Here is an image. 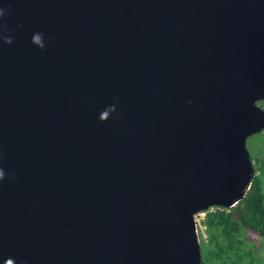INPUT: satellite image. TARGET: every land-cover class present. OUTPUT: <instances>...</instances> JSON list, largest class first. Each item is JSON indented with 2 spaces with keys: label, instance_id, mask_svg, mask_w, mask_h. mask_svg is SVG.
<instances>
[{
  "label": "water",
  "instance_id": "obj_1",
  "mask_svg": "<svg viewBox=\"0 0 264 264\" xmlns=\"http://www.w3.org/2000/svg\"><path fill=\"white\" fill-rule=\"evenodd\" d=\"M0 13V264H201L193 216L233 207L254 174L264 0Z\"/></svg>",
  "mask_w": 264,
  "mask_h": 264
},
{
  "label": "trees",
  "instance_id": "obj_2",
  "mask_svg": "<svg viewBox=\"0 0 264 264\" xmlns=\"http://www.w3.org/2000/svg\"><path fill=\"white\" fill-rule=\"evenodd\" d=\"M250 160L257 163V174L243 197L233 207L204 211L201 264H264V152L252 154ZM248 235L257 237L258 245L247 244Z\"/></svg>",
  "mask_w": 264,
  "mask_h": 264
},
{
  "label": "rangeland",
  "instance_id": "obj_3",
  "mask_svg": "<svg viewBox=\"0 0 264 264\" xmlns=\"http://www.w3.org/2000/svg\"><path fill=\"white\" fill-rule=\"evenodd\" d=\"M257 106L262 109V107H264V101L258 102ZM245 147L250 156L254 153H258L262 151L264 152V130L260 133H257L255 135L248 137L245 141ZM252 166L254 170V167L257 166V163L252 161ZM254 174H257V173H254ZM204 218H205V212L196 213L193 216L194 228H195V233H196L198 244H199V233H201V237L205 239V229L203 225ZM248 236L249 237L246 240L247 244H250V243L252 244V242H254L255 244L257 243L258 245L257 237L253 235H248ZM263 256H264V250H263Z\"/></svg>",
  "mask_w": 264,
  "mask_h": 264
},
{
  "label": "clouds",
  "instance_id": "obj_4",
  "mask_svg": "<svg viewBox=\"0 0 264 264\" xmlns=\"http://www.w3.org/2000/svg\"><path fill=\"white\" fill-rule=\"evenodd\" d=\"M3 13H0V15H2ZM43 35L41 33H36L34 34V38H33V43L36 44L38 47H40L41 49H43L45 47L44 43H43ZM12 41L9 39L7 41V43H11ZM115 111V107L112 106V107H109L108 109H106L100 116V119L102 121H106L109 116H110V113L111 112H114ZM5 179V173L2 169H0V181H3Z\"/></svg>",
  "mask_w": 264,
  "mask_h": 264
},
{
  "label": "built area",
  "instance_id": "obj_5",
  "mask_svg": "<svg viewBox=\"0 0 264 264\" xmlns=\"http://www.w3.org/2000/svg\"><path fill=\"white\" fill-rule=\"evenodd\" d=\"M200 213H202V212H200Z\"/></svg>",
  "mask_w": 264,
  "mask_h": 264
}]
</instances>
